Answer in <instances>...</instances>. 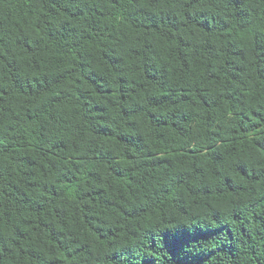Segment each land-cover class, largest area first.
<instances>
[{
	"label": "trees",
	"instance_id": "16d2710c",
	"mask_svg": "<svg viewBox=\"0 0 264 264\" xmlns=\"http://www.w3.org/2000/svg\"><path fill=\"white\" fill-rule=\"evenodd\" d=\"M0 264H264V0H0Z\"/></svg>",
	"mask_w": 264,
	"mask_h": 264
}]
</instances>
